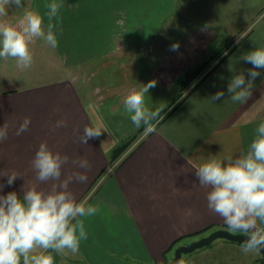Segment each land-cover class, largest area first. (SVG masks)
<instances>
[{
	"label": "crops",
	"instance_id": "0c3cea01",
	"mask_svg": "<svg viewBox=\"0 0 264 264\" xmlns=\"http://www.w3.org/2000/svg\"><path fill=\"white\" fill-rule=\"evenodd\" d=\"M36 2L47 24L45 5L52 0ZM58 2L64 5L58 18L62 31L57 33L58 46L51 51L65 71L115 53L135 52L138 44L151 41L162 31L163 23L182 4L179 0ZM200 36L204 35H194L198 40ZM192 42L162 65L165 84L205 53L200 40ZM256 47L264 48V17L156 125L154 133L113 163V149L127 134L107 130L87 145L80 143L85 126L104 129V123L98 108L88 103L87 92L79 88L74 73L34 80L29 85L21 82L0 86V127L8 125V136L0 141V184L6 185V173L16 171L20 175L13 185L0 190V195L10 191L22 195L23 188L32 184L50 190L53 182L37 181L32 168L40 143L47 142L53 152L69 157L61 179L71 172L87 175L86 183L73 181L69 185L77 200L87 199L100 209L94 216L82 218L88 238L81 241L78 254L52 253L54 264H167L176 245L213 229H228L223 219L208 208L210 189L195 181V166L209 155L223 159L246 153L258 125L264 122V70H260L252 97L245 104L232 102L227 93L234 74L245 70L247 77L246 70L252 65L240 57ZM221 90L225 96L212 102L209 98ZM26 117L31 120L28 130L15 135ZM61 120L66 126L56 128ZM79 159H86L90 169L72 164Z\"/></svg>",
	"mask_w": 264,
	"mask_h": 264
},
{
	"label": "clouds",
	"instance_id": "9594fccd",
	"mask_svg": "<svg viewBox=\"0 0 264 264\" xmlns=\"http://www.w3.org/2000/svg\"><path fill=\"white\" fill-rule=\"evenodd\" d=\"M48 9L47 24L37 10L25 6L24 0H0V58H12L21 71L33 64L31 46L42 40L46 46H58L57 33L59 12L63 3L52 0L45 5ZM10 8H22V15L16 21L3 19ZM239 43V41H237ZM179 43L170 46L178 51ZM252 65L234 74L227 85L228 97L234 103L245 104L253 94L254 81L264 70V48L256 47L240 57ZM156 80H151L139 89H130L123 100L125 111L136 128L144 126L146 138L156 131L153 123L160 117L161 109L150 110L145 104V94L155 88ZM225 91H217L209 99L221 100ZM164 118V117H163ZM159 121L157 120V123ZM26 117L16 129L15 135L26 132L30 126ZM66 121H57L55 127H65ZM106 129L100 126H85L79 141L87 145L90 139L99 138ZM8 136V125L0 127V141ZM69 163V157L53 152L47 142H41L32 160L36 180L43 183L52 181L50 190L40 189L32 184L23 194L10 191L0 195V264H54L52 253L60 255L78 254L81 241L88 238L83 217L94 216L99 206L87 199L77 200L69 185L75 181L86 183L87 175L71 172L64 179L62 169ZM72 164L81 169H90L86 159L73 160ZM3 176L7 183L0 184V190L11 186L20 177L16 171ZM195 181L200 187L209 188L208 208L218 214L232 233H245L240 243L244 254L260 253L264 249V122H261L248 151L239 156L223 159L209 155L205 161L195 166ZM182 264V262H181Z\"/></svg>",
	"mask_w": 264,
	"mask_h": 264
},
{
	"label": "rangeland",
	"instance_id": "374dc122",
	"mask_svg": "<svg viewBox=\"0 0 264 264\" xmlns=\"http://www.w3.org/2000/svg\"><path fill=\"white\" fill-rule=\"evenodd\" d=\"M179 1L182 4L177 5L170 20L163 23L162 31L151 41L146 39L138 44L139 47L135 52L115 53L93 61L88 66L65 71L60 60L56 59L57 55L52 53L51 47L46 46L42 40H37L31 46L33 64L29 69L21 71L12 58L7 60L0 58V86L21 82L26 85L34 80L44 81L74 73L79 88L87 92L90 106L97 107L101 112L99 117L104 123V129L118 130L127 134L125 138L132 137L133 143L130 145L131 148L129 147L131 150L134 144L144 138V129L141 128L142 126L136 128L130 120V114L125 111L123 100L129 90L139 89L151 80L157 81L156 87L145 94V104L150 110L161 109L160 117L157 118L159 122L153 121L155 125L159 124L168 111L190 92L221 56L217 57L194 82L181 90L180 81L185 72L189 68L197 67L206 55L224 54L234 46H238L237 41L240 42L258 20L264 17V0ZM24 3L26 7L39 11L36 0H24ZM8 12L9 15L3 19L14 23L22 15L23 9L10 8ZM193 34L205 36L199 37L200 47L205 49V53L194 58L197 60L165 84L164 75L160 70L164 62L176 52L170 50V46L177 42L180 45L179 49L190 46L192 41H199ZM126 152L122 155L127 154ZM214 230L216 229L189 238L179 245L198 240ZM179 245L174 247V251ZM173 258L174 252L167 263ZM261 258V253H242L240 244L236 242L217 239L209 246L183 255L181 262L182 264H255Z\"/></svg>",
	"mask_w": 264,
	"mask_h": 264
},
{
	"label": "trees",
	"instance_id": "16d2710c",
	"mask_svg": "<svg viewBox=\"0 0 264 264\" xmlns=\"http://www.w3.org/2000/svg\"><path fill=\"white\" fill-rule=\"evenodd\" d=\"M237 47L234 46L233 48H231L228 52L224 53V54H220V53H214L212 55H206L204 57V59L197 65V67L193 68H189L187 70V72H185L184 77L181 79L180 83H181V90L184 89L185 87H187L189 84H191L192 82L195 81V79H197V77L203 73V71L219 56H221L218 61L213 65L212 68H210L200 79L199 81L193 86V88L191 90H193L196 86H198L204 79H206V77L216 68L218 67L223 61L224 59L230 54V52H232L235 48ZM190 90V91H191ZM189 93H187L182 100H180L171 110L168 111L167 115L168 116L171 112H173L184 100V98L188 95ZM165 116V117H166ZM142 129H144V126L142 125L141 127ZM132 137H127L125 139H123L114 149L112 152V156L110 158V163L115 162L118 157H120L124 152H126L130 145L133 143L132 142Z\"/></svg>",
	"mask_w": 264,
	"mask_h": 264
},
{
	"label": "water",
	"instance_id": "95a60500",
	"mask_svg": "<svg viewBox=\"0 0 264 264\" xmlns=\"http://www.w3.org/2000/svg\"><path fill=\"white\" fill-rule=\"evenodd\" d=\"M245 233H232L228 229L219 228L212 231L209 235L201 237L198 240L192 241L188 244L179 245L175 249L174 258L167 264H180L183 255L194 252L197 249L211 245L217 239H226L240 244L245 239ZM262 258L255 264H264V249L260 252Z\"/></svg>",
	"mask_w": 264,
	"mask_h": 264
}]
</instances>
